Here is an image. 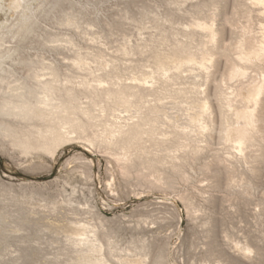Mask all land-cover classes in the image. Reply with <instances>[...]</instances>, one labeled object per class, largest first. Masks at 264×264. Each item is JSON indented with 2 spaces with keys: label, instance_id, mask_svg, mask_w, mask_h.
<instances>
[{
  "label": "rangeland",
  "instance_id": "1",
  "mask_svg": "<svg viewBox=\"0 0 264 264\" xmlns=\"http://www.w3.org/2000/svg\"><path fill=\"white\" fill-rule=\"evenodd\" d=\"M76 58L99 68L89 82L123 90L93 112L123 125L153 118L127 145L145 155L119 159L121 128L97 144L73 131L50 150L0 142V264H67L78 222L107 244L153 246L149 264H264V139L248 134L233 151L219 138L241 111L264 117V0H0V103L38 70L82 71ZM234 65L246 82L226 81ZM13 119L0 112V124ZM176 137L192 149L159 165L170 183L160 185L146 150Z\"/></svg>",
  "mask_w": 264,
  "mask_h": 264
},
{
  "label": "bare ground",
  "instance_id": "2",
  "mask_svg": "<svg viewBox=\"0 0 264 264\" xmlns=\"http://www.w3.org/2000/svg\"><path fill=\"white\" fill-rule=\"evenodd\" d=\"M75 61L82 71L62 73L60 77H54L48 76L46 70H38L34 78L26 77L27 79H23L26 81L22 86L8 92L7 99H3L4 101L0 103V112L8 114L14 119L0 124V142L19 145L27 150H50L71 137L73 131H77L93 144H97L96 142L100 141L101 135L106 129L121 128V133H117L118 137L111 140L120 149L118 152L119 159L128 163L132 162L135 155L143 158L145 154H139L135 148L129 150L127 145L133 141L136 132L143 129L146 133L147 130L151 129V124L154 125L153 118L143 113L135 120L123 125L121 122L109 119L107 109H103L106 112H93L94 106L101 107L103 105L105 108L104 106L110 103L111 98L123 90L122 88L114 89L115 87L111 85L112 82L103 83L97 80L94 83H92L93 81L89 82V79L85 77L87 72H99V68L93 63L91 64L89 60L76 58ZM246 76L247 74L242 68L234 65L226 75V81L242 79L246 82L244 80ZM256 85L261 88L264 87V84L259 83V81L256 82ZM218 89L223 90L224 86L220 83ZM83 96L86 98L83 99ZM82 100L85 103L88 102L89 106L85 107L84 104L81 107ZM80 109L91 112V114L87 113V117L81 115ZM203 117L197 123V126L202 130L207 129ZM263 123L264 117L257 111H241L238 113L235 122L226 119L220 124L219 138L223 143L228 144L233 151L239 148L245 149L248 134L255 135L254 140L259 137L264 139ZM192 143L189 139L185 141L181 137H176L174 142H170L163 149L160 148V151L146 150L148 161H144L143 165L150 170L151 177L158 184L170 185L159 165L166 161L182 159L184 152L192 149ZM142 149L147 148L142 147ZM242 156L246 159V152L242 153ZM229 158L226 156L224 160H229ZM77 224L83 226L78 228L74 226L69 235L66 236L67 243L71 245V249L74 251L73 254L71 253V259L67 264H149L148 260L151 257L153 246L149 247L147 243L135 247L132 244L129 247L107 244L95 224L91 222H78ZM234 248L236 253L242 251L250 259H253L255 255V249L249 243L238 242L235 243ZM162 254L160 253V255ZM159 259L163 261V255ZM231 261L233 264H240V261L237 262L234 258H231Z\"/></svg>",
  "mask_w": 264,
  "mask_h": 264
}]
</instances>
